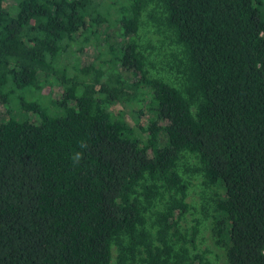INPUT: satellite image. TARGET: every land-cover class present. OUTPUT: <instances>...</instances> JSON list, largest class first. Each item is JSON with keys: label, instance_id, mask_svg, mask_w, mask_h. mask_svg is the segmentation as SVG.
I'll return each mask as SVG.
<instances>
[{"label": "trees", "instance_id": "obj_1", "mask_svg": "<svg viewBox=\"0 0 264 264\" xmlns=\"http://www.w3.org/2000/svg\"><path fill=\"white\" fill-rule=\"evenodd\" d=\"M207 230L264 264V0H0V264H220Z\"/></svg>", "mask_w": 264, "mask_h": 264}, {"label": "rangeland", "instance_id": "obj_2", "mask_svg": "<svg viewBox=\"0 0 264 264\" xmlns=\"http://www.w3.org/2000/svg\"><path fill=\"white\" fill-rule=\"evenodd\" d=\"M97 1L103 3L104 1L108 2L109 0H97ZM86 53H87L89 58H91L93 56V50L92 49H87ZM46 89H47V87L44 90H46ZM44 94H46V93H44ZM119 109H120L119 106L114 107V111H117ZM203 237L204 238L202 239V241L199 244L200 250L204 251L205 253H207V258L209 260H211V261L218 260V263L220 262V264H221L223 262L222 261V253H221L220 250H218L213 245V242L211 241L210 232L208 230L207 231H203Z\"/></svg>", "mask_w": 264, "mask_h": 264}, {"label": "clouds", "instance_id": "obj_3", "mask_svg": "<svg viewBox=\"0 0 264 264\" xmlns=\"http://www.w3.org/2000/svg\"><path fill=\"white\" fill-rule=\"evenodd\" d=\"M77 159H78V157H77Z\"/></svg>", "mask_w": 264, "mask_h": 264}]
</instances>
